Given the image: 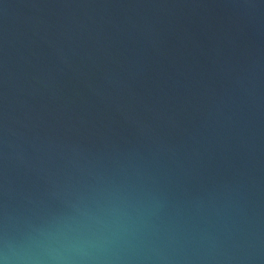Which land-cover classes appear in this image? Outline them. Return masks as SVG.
I'll return each instance as SVG.
<instances>
[{"label": "water", "instance_id": "1", "mask_svg": "<svg viewBox=\"0 0 264 264\" xmlns=\"http://www.w3.org/2000/svg\"><path fill=\"white\" fill-rule=\"evenodd\" d=\"M0 264H264V0H0Z\"/></svg>", "mask_w": 264, "mask_h": 264}]
</instances>
